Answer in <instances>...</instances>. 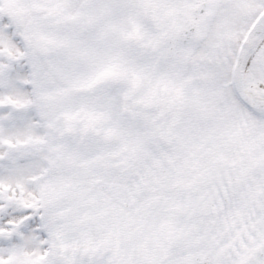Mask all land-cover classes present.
I'll use <instances>...</instances> for the list:
<instances>
[{"label": "snow or ice", "instance_id": "obj_1", "mask_svg": "<svg viewBox=\"0 0 264 264\" xmlns=\"http://www.w3.org/2000/svg\"><path fill=\"white\" fill-rule=\"evenodd\" d=\"M0 264H264V0H0Z\"/></svg>", "mask_w": 264, "mask_h": 264}]
</instances>
